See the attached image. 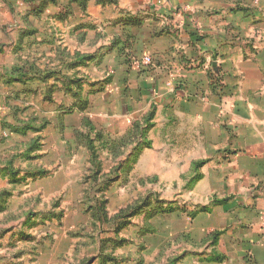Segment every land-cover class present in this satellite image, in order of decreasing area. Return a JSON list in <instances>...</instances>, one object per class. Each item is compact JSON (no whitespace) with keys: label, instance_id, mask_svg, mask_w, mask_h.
Wrapping results in <instances>:
<instances>
[{"label":"crops","instance_id":"1","mask_svg":"<svg viewBox=\"0 0 264 264\" xmlns=\"http://www.w3.org/2000/svg\"><path fill=\"white\" fill-rule=\"evenodd\" d=\"M21 1L42 6L31 19L49 14L77 38L22 35L57 73L109 69L90 102L128 128L153 110L139 153L158 154L166 178L196 174L191 197L206 206L191 228L208 236L197 258L264 264V13L247 0Z\"/></svg>","mask_w":264,"mask_h":264},{"label":"rangeland","instance_id":"2","mask_svg":"<svg viewBox=\"0 0 264 264\" xmlns=\"http://www.w3.org/2000/svg\"><path fill=\"white\" fill-rule=\"evenodd\" d=\"M41 7L0 0V264H206L208 236L191 228L206 206L191 197L196 174L166 178L158 154L139 153L149 138L90 102L108 68L57 73L30 48L34 27L77 41L49 14L29 17Z\"/></svg>","mask_w":264,"mask_h":264},{"label":"trees","instance_id":"3","mask_svg":"<svg viewBox=\"0 0 264 264\" xmlns=\"http://www.w3.org/2000/svg\"><path fill=\"white\" fill-rule=\"evenodd\" d=\"M13 71H15V70H13ZM153 110H151L149 113H148V115L147 116H145V117H143V119H142V123L145 125V127L143 128L142 127V124H138V123H136V125L134 124L133 125V127L135 128V129H137V130H139L140 132H138V134H139V137H140V139H141V142H144L145 140H147L146 138H145V133H146V129L151 125V120H152V118H153ZM98 137H100V134L98 135ZM146 144V145H145ZM139 146H143V147H149L150 146V142L149 141H146V142H144V144L142 143V144H138ZM93 153H95L92 149H91V154H93Z\"/></svg>","mask_w":264,"mask_h":264},{"label":"built area","instance_id":"4","mask_svg":"<svg viewBox=\"0 0 264 264\" xmlns=\"http://www.w3.org/2000/svg\"><path fill=\"white\" fill-rule=\"evenodd\" d=\"M143 65H149L151 63L150 57H143V59L140 61ZM138 63V65H140ZM261 234L264 236V212L260 215V226H259Z\"/></svg>","mask_w":264,"mask_h":264}]
</instances>
